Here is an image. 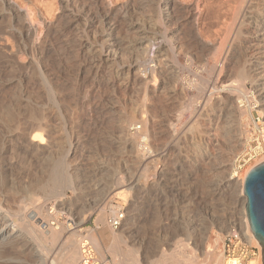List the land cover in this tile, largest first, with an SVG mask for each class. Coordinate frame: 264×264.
Returning a JSON list of instances; mask_svg holds the SVG:
<instances>
[{
  "label": "rangeland",
  "instance_id": "374dc122",
  "mask_svg": "<svg viewBox=\"0 0 264 264\" xmlns=\"http://www.w3.org/2000/svg\"><path fill=\"white\" fill-rule=\"evenodd\" d=\"M14 1L28 10L38 31L26 54L25 40L13 36L0 41L3 48H12L17 54L10 71L15 79L9 88L0 85V103L2 98L13 97L14 112L25 106L29 108L26 111L41 117L42 133L48 142L46 157L54 155L57 148L54 144L65 154L68 173H72L71 184L59 196L75 210L62 209L57 197L48 199L45 212L49 223L53 221L52 227H64L65 237L81 231L90 239H99L101 251L93 246L102 264H114V253L109 248L110 232L122 235L121 252L125 256V250L130 251L127 256L130 264H159L164 259L183 258L185 253L202 260L203 252L220 257L219 264H224L220 251L223 234L232 224L242 221L239 185L233 181H239L252 165L264 159V116L259 112L257 89L251 79L253 72L248 71L244 79L236 72L238 63L252 51L241 45V35L237 34V38L228 27L247 0ZM239 19L244 20L239 17L237 22ZM133 24L140 29L132 31ZM139 37H146L143 44H137ZM101 40L111 44L117 55L116 64H92ZM145 44L137 78L130 76L133 71L127 70L126 63L134 48ZM25 56L32 61L27 69L21 64ZM4 57L5 53L0 52V66ZM24 73L27 75L20 78ZM223 74L242 84L243 94L249 100L244 101L240 114L233 112L228 118L223 103L228 102L230 94L221 88ZM143 75L151 83L155 75V87L149 85L145 90L140 85L141 89L138 82L145 78ZM22 97L28 101L23 102L25 105L20 101ZM127 116L140 126L137 132L128 130L129 126L120 131L119 121ZM230 122L233 125L229 127ZM236 136L238 142L234 140ZM13 142V151L7 155L2 154L0 142V177L4 175L2 178L6 180L0 178V185L9 180L12 185V181L15 183L12 188H21L44 180L50 158H37L28 151L30 156L26 149L20 150L17 139ZM143 147L147 148L145 156L151 154L154 159L144 172V181L141 180L145 187L141 190L148 191L140 199L136 217L129 219L133 190L127 176L142 172L144 164L139 158ZM10 165H14L13 169ZM235 170L238 179L226 182ZM115 174L128 184L124 187L128 188L126 198L100 194L109 190L108 178ZM99 182L105 185H97ZM116 210L124 213V221L117 230H110L105 219ZM99 213L104 214L103 221ZM65 237L52 243L48 264L51 260L54 264L61 261L60 246ZM173 241L185 244L181 246V254L171 248ZM250 244L257 251L252 258L260 259L261 250L254 241L250 240ZM18 245L0 251V264H37L33 250Z\"/></svg>",
  "mask_w": 264,
  "mask_h": 264
},
{
  "label": "bare ground",
  "instance_id": "6f19581e",
  "mask_svg": "<svg viewBox=\"0 0 264 264\" xmlns=\"http://www.w3.org/2000/svg\"><path fill=\"white\" fill-rule=\"evenodd\" d=\"M166 2H168V1H166ZM241 6L243 7L244 5H241ZM70 11L72 13V10H70ZM237 12H238V10H237ZM239 17L242 18V19H244V20H240L239 19L240 21L237 22V19ZM233 21L234 22L232 23V25L228 26V27H230L229 29L233 33H236V37H237V34H240L241 37H239V35H238V37L240 38L241 45H243V46L245 45L247 48H249L252 51V53L251 54H248L247 57L244 56L245 58L242 60V63H240V64L238 63V65L236 66L237 69L236 68L235 69H236L237 74H239V76L242 77L243 79L245 77V74L248 71L249 72H253L252 73V76L253 77L251 79H253L252 81H254V84H255L256 89H257L256 90L257 91V97H258V100L260 102L259 106H261L259 112H261L263 114V116H264V0H247V4L245 5V7L243 9L240 8L238 14L235 15ZM98 24H99V22H98ZM99 26H100V24H99ZM130 29L132 31H135L136 32L140 28L138 26H136L135 24H133V25L130 26ZM143 30L144 29H142V31ZM37 31H38L37 30V25L34 23V21H32V19L30 18L29 12H28V10L25 7H23L22 5H20L19 3H17L14 0H0V41L3 40V39L6 40L8 37H13V36L18 37L22 41L25 40L24 47H23V53H25L28 47H31V46L34 45ZM164 37H165V35H164ZM139 38L140 39H139V41H138L137 44H139V45L140 44H143L146 37L145 38L144 37H139ZM224 39H226V38L224 37L223 40ZM104 40H101L96 45V47L98 48L97 50L95 49L98 52L96 58L94 56H92L93 57L92 58V60H93V63L92 64L95 65V66L96 65L99 66L101 63H104V62L105 63L106 62H114L115 63L114 60H115V58H116L117 55H115L114 50L111 49V44L107 43ZM221 43H222V41H221ZM115 44H117V43H115ZM145 50H146V44L143 45V46L135 47L134 50H133V52L131 53V55L129 57V60L126 63L127 70L128 71H131V72L133 71L132 72L133 75H130V76H136V78H137L138 71H139L138 68H139L140 63L142 62V56H144ZM0 52H4L5 53V56H6V57H4L5 60L2 62V65L0 66V85L4 89V88H9L12 85V83H13V81L15 79L14 77L11 76L10 71L13 68L12 64L14 63V57H16L15 56L16 52L13 51L12 48H10L8 50L5 47L3 48L1 45H0ZM6 53H7L8 56L6 55ZM84 53H86V52H84ZM19 55L20 54H18V56ZM238 55H239V53H238ZM238 55H237V57H238ZM12 56H13V58H12ZM26 58H28V57L25 56V60L22 61L21 64L23 65L24 68L27 69L28 66L30 67V64L32 63V61H30V59H26ZM171 59L173 60V58H171ZM16 60H17V58H16ZM166 60L169 61V59H166ZM18 62H20V61L18 60ZM170 62H172V61L170 60ZM97 63H99V65ZM110 65H111V63H110ZM155 65H154V67H155ZM159 66L160 65H158V66L156 65V67H159ZM106 67H107V65H106ZM12 72H14V71H12ZM152 72H154V71H152ZM150 73H151V71H150ZM152 74H154V73H152ZM249 74H251V73H249ZM26 75H27L26 73L20 74V78L23 79ZM155 75H152V78H153V82L152 83H151V80H149L147 77H145L143 75L145 78L143 80L142 79L141 80L139 79V82H138V83H140V84H138L139 87L141 85V87L145 88V90H146V88L149 87V85H153V86L156 85L157 77L155 78L154 77ZM127 76H128V73H127ZM136 78H134V80ZM141 78H142V76H141ZM221 79H222V82H221V88H222V90L223 91H226V92H229V94H230V98H229L228 102H224L223 103V109H224V111H226L225 113H226L227 118H228V116L230 117V115L234 114L233 112L240 114L241 107L238 104L237 100L239 99V96L240 95H243L244 96V94H245V93L243 94V91L244 90H242V87H241L242 84L241 85L238 84L237 83L238 81L236 82V79H231L230 75H224L223 74V76H222ZM20 81L21 80H19V82ZM139 87H138V90H139ZM198 87H200V86H198ZM143 88H141V89H143ZM135 89L137 90V88H135ZM198 89L201 90L200 88H198ZM244 97H245V100L244 101L247 102V103H249V100L247 99V97L246 96H244ZM12 98H10L8 96L4 100L2 98V101L0 103V142L3 144L2 145V150H1L2 151V154L7 155L8 153H10V151H13L12 150V148H13L12 142L14 140L16 141V139H17L18 140V145H19V147H21L20 150L23 148V149H26L27 152L29 151L33 155L37 156V158L38 157H40V158L41 157H44V158H47L48 157L50 159H48V162L49 163H48V167H47V171H46V178L44 180H42V179L40 180L39 179L40 181H36L33 185H29L30 183L28 185H26V184H24L25 183L24 182L23 184L26 185V186H23L21 188L20 187L19 188L17 187L18 189L15 188V187L12 188L11 187L12 184H11V182H9V180H8L9 185L7 184L8 182L6 183L7 185L5 183H4L5 185H3V183H1V185H0V251L2 249L4 250L5 247L14 246L16 244H19L21 247H25V248H29L30 250L31 249L33 250L34 258L36 259L37 264H48L47 262H48L49 258L51 257V255L53 253V244H54V241L55 240H58V238L60 239V237L63 239L65 236L63 235V228L64 227H58V228L55 227L54 228V227L48 225V222H49V220L47 218L48 217V214H47V212H45L46 211V204L48 202V199H50L51 197H57V200L59 201V205H60V207L62 209H66L69 212L70 211L73 212V210H75V208L71 205V203L66 202V201H63V199L59 196V195H61V192L66 187H68L71 184L70 183V179H71L70 178V174H72V173H68L69 172V170H68L69 167H68V164L66 163L65 154L63 153V150H62L61 147H59V145L58 146H55L56 144H54L53 146L55 148L57 147L56 150H55L54 155L52 154L53 155L52 157L51 156L49 157L47 155V157H46V153L48 152L47 151V148H48L47 143L48 142L46 140L45 135L42 133V129H43L42 124H44L43 123L44 121L41 119V117H38L37 115H33L32 113L26 111V108H28V107L25 108V106L23 108L21 106L22 110H20V108H19L20 111H18L17 113L14 112ZM22 98L20 99V101L22 100L21 103H23V102H25L27 100L26 98H23V99ZM207 99H209V98L207 97ZM221 100L222 99H220V101ZM224 100H225V98H224ZM26 102H28V101H26ZM222 102H223V100H222ZM203 103H206V102H203ZM207 104H208V102H207ZM35 113H37V112H35ZM224 120L225 119H223V121ZM230 120H231V118H230ZM236 121H237V119H236ZM119 122H118L119 125H120L119 126V129H120L121 132L125 129V127L127 128V126H129V129L128 130H130V128L135 125L134 122H133V119L132 118H129L128 116L127 117H123ZM237 123H238V121H237ZM232 125L233 124L230 122L229 127L232 126ZM234 126H236V125H234ZM225 127H227V125ZM237 127H239V126H237ZM221 128H222V126H221ZM228 129H225V130H228ZM222 132H224V131H222ZM142 133H144V132H142ZM233 133H236V132L233 131ZM238 133H239V131H238ZM238 133H237V135L239 136ZM130 134H132V133H130ZM226 134H229V133L227 132ZM164 137H165V135H164ZM124 139H127V138L124 137ZM129 139H131L130 140L131 142L133 141L132 140L133 138H129ZM142 139L143 140H146L145 137H143ZM227 139L230 142L232 140L230 138H227ZM234 140L236 142H238L239 137L236 136ZM124 141L127 142V140H124ZM167 141H169V138H168V140L166 138V142ZM50 142H52V141H50ZM14 146H16V145H14ZM52 149H53V147H52ZM144 149L147 150V148H144V147L142 148L143 153L140 152L141 155H142V156L140 155L141 156L140 157L141 159L138 157L139 160L142 161V165L144 164L143 169H142V172L141 173H138V174L137 173H131L130 172L131 174H129L127 176L128 177V181H129V184H132L130 186V189L133 190V191L131 190L133 192V195L131 193L132 199L129 197L130 198V206H131V210L128 212V218L129 219L130 218L134 219V217H136L138 211L141 208L140 207V203H141V200L140 199L142 198L143 194L147 193V191H148V190H141L144 187L143 186V183H142V181H144V180H142V179H144V174H145L144 172L146 171V169H148L149 164L152 163V161L154 159L151 158L153 155H151L149 152L148 153L150 155L145 156L146 152H144ZM15 151H17L18 153H20V151H18L17 149H15ZM22 151H23V152H21V153H23L22 156H24V154H25L24 152L25 151L24 150H22ZM72 151H73V148H72ZM72 151H71V153H72ZM136 151H135V153H136ZM29 152H28V154H29ZM17 154H14L13 153V155H15V156ZM10 155H12V154H10ZM29 155L31 156V154H29ZM72 158H74V157H72ZM43 159H42V161H43ZM11 160H13V159H11ZM23 160H24V158H23ZM263 160L264 159H262V161ZM15 162H16V160H15ZM43 164H45V163H43ZM8 165H9V163H8ZM13 166L14 165H12V166L10 165L11 168ZM43 166H45V165H43ZM8 167H7V169H9ZM72 167H70V168L75 169L74 166H72ZM12 169H9V170L11 171ZM103 170H102V172H103ZM249 170H247L245 172L244 176L241 177L239 179V181L238 180H234L233 182L236 185H237V183L239 185L238 191L240 193L239 196H241V199L239 201L240 202L239 204H240V207H241V215H242L243 220L247 224L249 238H250V240L254 241L255 244L258 246V248L261 250L260 244L257 242V240L255 239V237L253 236V234H252V232H251V230L249 228V225H248V222H247V218H246V213H245V202H246V198H245V196L243 194V180L245 178L246 173ZM5 171H3V172H5ZM0 173H2V172H0ZM9 174H12V173H9ZM3 176L4 175H2L0 177L2 179V181L5 178V177L2 178ZM21 177H20V179H21ZM120 178L121 177H119L116 174L115 175H112L110 178H108L109 179L108 181H109V184L110 185H108L107 187H109V190H103L104 193L101 192L100 194H104V196H107V195L112 194L113 196L114 195L115 196H119V198L125 197V194L127 192L126 190L128 188H124V187L127 186L128 184H124L123 180H121ZM11 179H13V178H11ZM233 179H235V178L231 174V175L228 176L227 180H225V181L227 182V181L233 180ZM102 180H103V178H102ZM4 181L6 182V180H4ZM12 183H13L12 186H14L15 183L13 181H12ZM101 184L105 185L102 182H99L97 185H101ZM20 185H22V184H20ZM20 185H18V186H20ZM94 187H95V185H94ZM97 189H98V187H97ZM222 189H224V188H222ZM11 190H15V191L16 190H19V191L18 192L17 191L16 192H12ZM169 192H171V191H169ZM88 196H90V195H88ZM101 198H102V196H100L99 199H101ZM104 198H106V197H104ZM123 200H125V199H123ZM97 202H99V201H97ZM97 205H99V204L97 203ZM98 216H99V219L101 221L104 220V214L103 213H99ZM239 218H241V217H239ZM80 232L73 231V232H71V234L69 233V235H67L65 237L64 241L61 243V246L59 245L60 246V251H61V253H59V254H61L62 259H60L61 260L60 261L59 258H58V261H60V262H58L57 264H77V262L79 260L78 239L82 235ZM86 233H88V232H86ZM110 233H111V238H110L111 239V243L109 245V248L114 253L113 254L114 257L112 256L114 258V260H113L114 264H130L129 259L127 257L128 254H130V251L128 249L125 250V251H127V253L125 254V256H124V253L122 254V252H121L122 250H121V247H120V242H121L122 235L120 233H115V232H110ZM91 239H92L91 242L94 243L93 245L95 246V248H97V250L100 252L101 251L100 250L101 249L100 248V240L97 239V238H91ZM178 242L177 241H173V243L171 244L172 245L171 248H173V250H175V252H177L178 255H179V253L181 254V248H182L181 246L182 245L184 246L185 244H182L181 245V244H179L180 242L179 243ZM184 248H187V245ZM56 250L58 252H60L59 249H56ZM209 250H210V247H209ZM208 251H206V252H208ZM56 252L54 251L55 255L57 254ZM131 252H133V251H131ZM203 253L205 254V257L202 260H197L196 258L192 259L189 256H187L186 253H185L186 256L182 254L183 255V258H182V256H180L181 258H176V259L173 258V257L172 258H169V255H168L167 258H169V259H167V260L166 259L161 260L159 264H199L200 261L203 264H219V262H220V259L219 258L220 257L218 258V256L215 257V255H213V254L212 255H209L208 253H205V252H203ZM0 254H2V253H0ZM162 254L164 255V253H162ZM99 255H101V254H99ZM163 255H161V256H163ZM175 255H177V254H175ZM164 257H165V255H164ZM164 257H161L159 259H162ZM234 262H236V260L234 258H231V259H228V260H224V263H227V264H231V263H234ZM54 263L55 262H52V260H51L50 264H54ZM249 264H262L261 258L260 259H257V260H254L252 258V259L249 260Z\"/></svg>",
  "mask_w": 264,
  "mask_h": 264
},
{
  "label": "built area",
  "instance_id": "2783aa9c",
  "mask_svg": "<svg viewBox=\"0 0 264 264\" xmlns=\"http://www.w3.org/2000/svg\"><path fill=\"white\" fill-rule=\"evenodd\" d=\"M244 100L245 97L242 95H240L239 99L237 100L241 108L244 105ZM139 129V125H134L130 128V131L137 132ZM253 166L254 165H252L249 169H251ZM231 174L235 178L237 176V170H235L234 173ZM46 207L48 208V206ZM123 221L124 213L120 210H116L106 217L105 225L110 230H117L121 227ZM48 225L52 226L53 221L50 223L48 222ZM78 247L79 260L77 264H99V258L96 254V250L91 242V239L87 235H81V237L78 239ZM220 251L224 260H228L231 258H234L236 260V262L231 264H249V260L253 256H257V251L250 244L248 227L243 218L242 221L238 222L237 225L232 224L230 229L225 234H223Z\"/></svg>",
  "mask_w": 264,
  "mask_h": 264
},
{
  "label": "water",
  "instance_id": "95a60500",
  "mask_svg": "<svg viewBox=\"0 0 264 264\" xmlns=\"http://www.w3.org/2000/svg\"><path fill=\"white\" fill-rule=\"evenodd\" d=\"M245 213L249 228L261 246L264 264V160L254 165L243 180Z\"/></svg>",
  "mask_w": 264,
  "mask_h": 264
}]
</instances>
